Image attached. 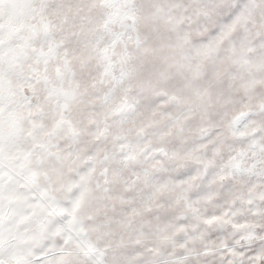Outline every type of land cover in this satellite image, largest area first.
<instances>
[{
  "label": "snow or ice",
  "instance_id": "1",
  "mask_svg": "<svg viewBox=\"0 0 264 264\" xmlns=\"http://www.w3.org/2000/svg\"><path fill=\"white\" fill-rule=\"evenodd\" d=\"M0 264H264V0H0Z\"/></svg>",
  "mask_w": 264,
  "mask_h": 264
}]
</instances>
